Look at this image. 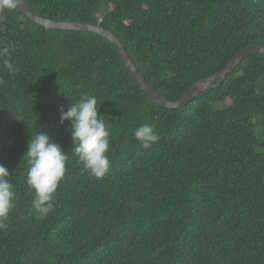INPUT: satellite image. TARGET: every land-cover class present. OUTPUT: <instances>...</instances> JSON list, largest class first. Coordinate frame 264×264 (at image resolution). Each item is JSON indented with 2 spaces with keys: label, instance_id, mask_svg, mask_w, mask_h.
<instances>
[{
  "label": "trees",
  "instance_id": "obj_1",
  "mask_svg": "<svg viewBox=\"0 0 264 264\" xmlns=\"http://www.w3.org/2000/svg\"><path fill=\"white\" fill-rule=\"evenodd\" d=\"M39 16L100 25L170 101L264 47V0H23ZM0 163L16 207L0 228V264H264V56L177 109L147 98L118 49L93 32L46 29L0 10ZM96 96L110 124L101 179L72 152L61 108ZM150 123L144 148L133 132ZM46 132L68 154L54 208L38 218L28 140ZM25 154V156H24Z\"/></svg>",
  "mask_w": 264,
  "mask_h": 264
},
{
  "label": "clouds",
  "instance_id": "obj_2",
  "mask_svg": "<svg viewBox=\"0 0 264 264\" xmlns=\"http://www.w3.org/2000/svg\"><path fill=\"white\" fill-rule=\"evenodd\" d=\"M18 3L19 0H0V10H13ZM9 52V45H0V60L9 72H13L15 68L8 58ZM99 105L96 96L84 94L73 102L67 111L61 108L60 122H71V150L82 163L83 170L101 179L111 167L108 154L111 123L105 119V115L99 113ZM133 135L144 148H149L160 139L155 126L150 123L139 125ZM25 154L29 165L27 184L35 192L33 208L38 218H43L54 208L55 194L66 172L68 154L48 133L41 131L35 135L31 134ZM10 176L8 168L0 163V228L6 226L5 221L16 207V193Z\"/></svg>",
  "mask_w": 264,
  "mask_h": 264
},
{
  "label": "water",
  "instance_id": "obj_3",
  "mask_svg": "<svg viewBox=\"0 0 264 264\" xmlns=\"http://www.w3.org/2000/svg\"><path fill=\"white\" fill-rule=\"evenodd\" d=\"M17 8L34 23L46 29H58V30L86 32V33L93 32L112 42V44L118 49L123 59V62L129 73L131 74L133 80L139 86V88L144 92L147 98L152 102H154L155 104L159 105L160 107L168 108V109L180 108L186 105L187 103H189L194 98L203 95L205 91L214 87L213 82L217 79H221V81L218 84L220 85L229 76V74L232 73V71L236 68V66H238L245 58L254 54H261L264 56V47L257 45L249 46L241 50L239 53H237L236 56L229 62V64L223 71L196 83L179 100L170 101L162 97L155 90H153V88L145 80L139 69L136 67L129 53L123 46L121 40L109 30L103 28L100 25H91L82 22H63V21H55V20L43 18L38 14H36L35 12H33L23 0H19Z\"/></svg>",
  "mask_w": 264,
  "mask_h": 264
}]
</instances>
